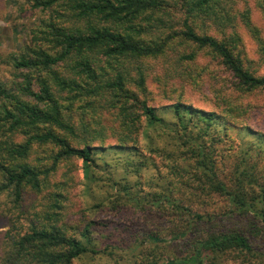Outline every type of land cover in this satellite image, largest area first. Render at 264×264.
<instances>
[{
	"label": "trees",
	"instance_id": "1",
	"mask_svg": "<svg viewBox=\"0 0 264 264\" xmlns=\"http://www.w3.org/2000/svg\"><path fill=\"white\" fill-rule=\"evenodd\" d=\"M256 1L264 6V0ZM60 2L70 4L73 26L60 27L51 21L25 50L3 57L9 73L0 79V197L6 195V202L0 201V217L7 220L8 228L0 241V264H74L83 258H122L124 248L112 241L118 227H108L116 218H106L101 227L92 218L68 219L67 195L56 189L48 192L42 184V176L50 169L28 161L36 144L54 148L51 168L64 160L80 161L88 185L100 180L97 172H111L107 161L99 162L107 154L125 153L127 160L132 159L130 155L136 157V162L129 160L123 166L126 176L109 177L116 194L107 202L86 203L84 210L108 207L103 212L109 215L104 216L113 212L118 226L124 223L119 218L131 210L165 219L171 226L166 233L149 230L146 238L170 247L169 253L165 259L161 253L144 258V264L162 260L167 264H224L225 260L264 264V250L231 225L243 215L264 225V134L243 128L245 142L230 179L218 171L216 157L217 145L232 124L214 111L180 100L156 108L139 95L144 92L149 58L166 60L164 68L170 77L198 87L207 73V67L196 62L200 50L209 53L238 88L264 92V76L253 74L243 64V44L234 27L235 1L34 0L33 7L50 10ZM174 9L183 15L179 30L172 22ZM240 15L260 41L248 14ZM179 47L194 49L182 52ZM136 109L138 115L133 113ZM76 111L79 117L74 116ZM107 116L131 124L142 116L149 128L162 129L168 140L161 145L149 131L145 151L137 138L132 144L118 139L107 145L104 140L112 131ZM16 135L21 140H14ZM183 158L191 160L193 170L180 168L177 162ZM158 159L168 176L161 172ZM149 168L154 174L146 180L141 172ZM184 173L192 181L190 193L176 194L173 179H184ZM129 174L135 180H129ZM26 187L38 193L47 191L44 209L33 217L21 205ZM203 193L222 198L224 208L217 213L198 210L195 206L205 202Z\"/></svg>",
	"mask_w": 264,
	"mask_h": 264
},
{
	"label": "rangeland",
	"instance_id": "2",
	"mask_svg": "<svg viewBox=\"0 0 264 264\" xmlns=\"http://www.w3.org/2000/svg\"><path fill=\"white\" fill-rule=\"evenodd\" d=\"M234 1L233 7L235 12L237 11L234 27L241 37V44H243V64L253 74L264 76V6H258L256 0ZM33 3L34 0H0V79H6L9 73V65L8 62L5 63L4 55L21 53L27 45H31V40L34 39L35 35H38L37 32L46 28L47 23L52 21L60 27L73 26L72 23L75 19L71 15L70 4L64 5V2H60L50 10H42L41 8L33 7ZM241 13L248 14L250 23L258 29L260 41L245 25L244 18L240 15ZM172 19L176 30H179L183 19L182 12L174 9ZM212 28L217 30L214 26ZM225 31L227 34L231 33L229 27ZM211 32L215 33V31ZM42 42L43 46L47 44L43 40ZM179 49L182 52H190L194 48L184 50L179 47ZM173 57L172 55L170 58L173 60ZM171 59L170 62H172ZM196 62L206 66L207 73L204 74L202 83L200 82L198 87L193 88L184 80L178 77H170L166 73L167 69L164 68V66H167L166 60L162 58L147 59V62H145V88L144 92H139V95L141 98L146 99L149 105L156 108L164 107L180 100L202 110L214 111L232 124L234 127L227 130L222 142L217 145L218 155L216 157L218 171L223 176L226 175L231 179L233 177V166L239 163L237 160H239L240 147L245 142L241 135L243 128L250 127L264 134V92L238 88L234 85L232 76H229L224 68L213 60L206 51L200 50L197 53ZM176 66L179 68L183 67L182 65ZM134 90L138 93V89ZM133 113L138 115L140 111L136 109L133 110ZM74 116L79 117V112L76 111ZM114 118L111 116L106 118L108 125L112 129L111 132L109 130L110 133L104 140L107 145L117 143L118 139L132 144L133 140L137 138L139 146L145 151V136L149 131L154 135L156 142L161 145H163V141L167 142L168 140L162 129L155 128L153 130L149 128L147 121L142 116L138 122L132 124L128 123L124 118L120 117V121ZM13 139L19 141L21 137L16 135ZM94 144L100 145L98 141H95ZM164 146L167 149H172L166 144ZM53 150L54 148L51 145L36 144L33 145L31 154L28 157L30 163L50 169L46 176H42V184L46 185L48 192L56 189L67 195L68 201L65 202V205L70 208L67 211L70 221L79 217L81 219L87 217L95 219L99 227H101L106 218H116L109 222L108 227L113 229H115V226L118 227V229L114 230V235L116 236L112 238V241L118 242L124 248L121 259L113 258L112 260L109 257H97L91 260L90 258H83L75 260L74 264H144V258L145 260L153 258V256L156 257L160 253L162 258H166L170 247L165 244L158 245L148 241L146 238V232L149 230L162 231L164 235L171 227L170 225L167 226V221L162 217L160 218L157 214H143L137 210H131L126 217L119 218L124 223L118 226L116 223L117 216H113V212H110V216H104L106 213L103 211H108V207H104V210L97 212L84 210L86 203L90 206L93 203L102 202V200L107 202V198L116 194V189L110 185L108 179L109 177L120 179L122 176H126L123 166L129 160L136 162L137 159L134 155H130L132 159L129 160H127L125 153H110L102 157L99 162L107 161L110 164L111 172L106 170L97 172L96 174L100 180L88 185V183H84L85 179L80 161L64 160L54 168H51ZM158 164L161 172L168 176L167 168H164L159 159ZM177 164L181 169L193 170L191 168V160L183 158L178 160ZM141 174L147 180L154 174V171L149 168L146 171L142 170ZM183 176L184 179H173L172 186L176 190V194L182 192L190 193L189 187L192 185V181L189 179L188 174L184 173ZM127 177L129 180H135L133 175L129 174ZM67 179L68 181L66 182ZM46 194L47 191L38 193L26 187L23 201L21 202L22 209L26 213H30V217H33L35 213L44 209L43 203L47 197ZM200 196L205 202L195 206L198 210L217 213L224 208L225 202L222 198L209 196L205 193ZM0 201L6 202V195H1ZM34 219L41 221L40 218ZM231 225L244 232L258 249L264 250V225L257 219L243 215L232 221ZM7 228V220L0 217V241L3 237V232ZM118 231L121 233H118ZM107 234H109L108 229ZM141 252L145 254V257L140 258L138 256ZM160 264L167 263L162 260ZM224 264H237V262L225 260Z\"/></svg>",
	"mask_w": 264,
	"mask_h": 264
}]
</instances>
